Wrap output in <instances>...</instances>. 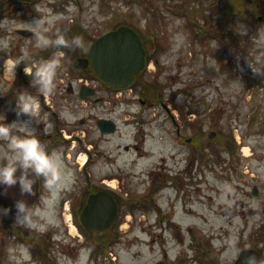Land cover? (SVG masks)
<instances>
[{
    "label": "flooded vegetation",
    "instance_id": "obj_1",
    "mask_svg": "<svg viewBox=\"0 0 264 264\" xmlns=\"http://www.w3.org/2000/svg\"><path fill=\"white\" fill-rule=\"evenodd\" d=\"M143 1L145 2L135 0L140 4ZM187 1H208L210 5L221 8L218 16L225 13L228 21H242L251 31L258 23L264 22V0ZM65 3L66 0H0V113L6 116L8 123L16 120L27 121L49 151L56 150L62 154L66 167L74 176L70 187L60 192L59 198L51 208V216L54 212L53 216L58 219V224H50L43 232L14 224V203L17 199H25L35 208L40 206L41 198L48 195L42 179L35 186L34 196L21 197L18 185L9 189L7 195H0V206L11 208L6 216L0 212V264H12L7 249L18 245L28 248L31 254L29 264H68L72 261L74 264H96L95 251L97 252L98 247L106 261L112 262L105 255L112 248L109 244L118 239L113 236L116 235L115 230L95 231L86 228L82 222L91 197L99 193L114 199L118 209L115 223L120 222V219L124 221L129 218L133 222L152 221L156 228H163L164 223L178 228L176 223L182 220L178 218L180 213L185 219L192 217L206 224L221 220L246 224L250 221L264 223V174L253 173L248 165L250 159H256L259 162L258 169H261L264 166V155L251 151L246 155L245 139L235 141L238 137L235 132L238 131L239 125L237 117L233 114L231 120L226 119L227 111L229 115L232 108L235 110L234 107L230 105L228 108L226 103L223 104L224 107L218 110L216 128L210 132L201 128L194 136L191 126L195 120L188 118V115L193 117L195 114L190 109L186 116L189 123L185 126L181 124L180 118H177L172 104L146 102L139 95V91L143 89L141 79H145V75L150 72L152 63H158L151 55V44L156 45L155 41L148 37L147 30H151L144 28L143 31L138 24L123 20L100 36L88 33L83 38L82 31H87L85 27H81L80 34L70 39V29L64 27ZM240 6L242 9L237 11ZM228 9L233 10L235 14L232 12L229 15ZM187 18L189 19L188 16ZM41 19L45 20L44 28L47 29L42 31L43 37L49 42L46 46L42 43L38 46L36 34L31 29V23ZM48 20L55 22L49 24ZM197 25L202 27L205 34L202 41L207 38V34L218 37L225 32L218 29L214 31L210 25ZM121 28L136 33L146 50V66L136 76V83L134 81L132 86L117 90L99 79L91 78V72L89 75L84 72V77L77 75V78L82 77L77 79V86L73 85L72 80L75 78L66 85L63 66L68 53L65 52V44L75 46L74 38H82L85 47L79 48L77 56L89 58L92 44L104 34ZM61 37L65 43H56ZM87 46L89 52L85 55L83 52L86 53ZM235 49L240 52L246 50L241 40H236ZM8 60L19 62L15 69L14 81L10 79L11 73L6 70ZM49 62H54L56 66L54 75L50 76L51 91L45 93L39 90V85H32L30 81L33 80L36 70ZM26 67L31 69L33 75L27 76L24 73L23 69ZM252 77L257 79L258 76L253 74ZM84 85L94 93L82 99ZM25 92L39 100L40 116L35 120H30L23 114L17 116L15 111L16 97ZM123 96H127L129 101L120 102L119 99ZM84 111L86 117H80ZM153 118L158 122L161 120L160 125L165 134L176 133L175 140L180 139L185 144L186 158L183 161L186 164L183 167H176V157L170 153V148L168 155L159 157L155 164L146 169H139L140 162L145 158L144 143L149 135L146 125ZM121 122L126 126L132 125L135 131L133 143L116 148H123L127 155L132 156L131 161H126L124 168L120 169L125 178L116 184V180L112 178L113 171L104 175V178H98L92 168L102 161L108 166L116 164L112 159L117 160L118 157L113 154L111 148L105 150L102 143L119 131ZM228 123H231L230 127ZM213 134L218 136L217 143L210 142V135ZM5 148V143L0 142V150ZM207 154L212 157L209 163L206 159L201 161ZM192 156L198 157V165H195ZM145 173L149 179L146 188L138 189L137 192L132 190L129 180L136 178L138 182L140 180V185H145V182L141 183ZM178 174L182 178H177ZM224 187L228 188V192H221ZM209 191L212 193L209 194ZM194 196L199 197L195 203ZM222 196L226 197L227 203H221ZM196 205L199 209L194 208ZM179 229L177 234L172 235L174 245L171 247L165 246L166 242L162 244L161 241L165 239L163 232L151 233L152 244H162L159 247L162 258H159L157 264H167L166 261L168 264H211L212 261L204 254V248L200 249L201 244L195 246L193 241V235L201 234L195 233L192 228L188 231H185L184 227ZM257 243L259 245L249 243L244 246L239 250L237 259L244 250H257L261 257L259 264H264V249L261 247L264 243L259 240ZM205 244L208 245V241ZM171 251L175 255L174 259H171ZM191 252L194 254L191 255ZM108 254H111L110 251ZM113 263H117L116 256Z\"/></svg>",
    "mask_w": 264,
    "mask_h": 264
},
{
    "label": "rangeland",
    "instance_id": "obj_2",
    "mask_svg": "<svg viewBox=\"0 0 264 264\" xmlns=\"http://www.w3.org/2000/svg\"><path fill=\"white\" fill-rule=\"evenodd\" d=\"M185 1L187 0H145L140 4L135 0H66L63 15L64 27L70 29L68 32L70 39L80 34L81 27H85L87 31H82L83 38L88 33L100 36L123 20L138 24L143 31L144 28L150 29L151 31L147 30L148 37L156 44H151L153 49L151 55L158 63H152L150 72L145 75V80L152 83L159 93L163 94L166 103L172 104L177 118L182 121L181 124L188 125L186 116L191 111L195 114L193 117L188 115V118L195 120L191 126L192 134L197 135L201 128L210 132L216 128L219 108H223V104L226 103L228 108L231 105L235 109L232 108L229 115L227 111L226 119L231 120L232 115L235 114L239 123L238 131H235L238 136L235 141L245 139L246 155L250 151L264 155V86L261 84L264 78L252 77L254 73L247 64V59L255 62L257 58H260V61L264 62V22L258 23L253 31L247 27V35H239L237 32L242 31V26H246L242 21L234 17L236 21L233 20L234 23H232L228 21L225 13L218 16L221 8L210 5L208 1L200 3L187 1L183 8ZM240 9H242L241 6L237 11ZM228 11L229 15L233 12L229 9ZM191 16H194L196 22L202 26L210 25L214 31L226 33H221L217 38L198 40L195 32L199 31L200 26L197 25L192 29ZM258 28L261 29L260 32H257ZM236 40L242 41L245 51L240 52L235 49ZM66 56L63 66L66 85L75 78L72 81H74L73 85L77 86V79H82L77 78L79 74L75 68L76 59L79 57ZM119 101L128 102L129 98L123 96ZM80 117H86V111L81 112ZM160 124L161 120L158 122L153 118L146 125V132L149 135L146 136L144 143L145 158L140 162L139 169H146L155 164L159 157L168 155L170 148L172 149L170 153L176 157V167L180 168L186 164L183 161L186 158L185 144L180 139L175 140L176 133L165 134ZM228 126L230 127L231 123H228ZM134 131L135 128L132 125L126 126L121 122L119 131L102 143L103 148L105 150L111 148L118 159H112L116 162L114 166H108L103 161L95 164L92 172L98 178H104V175L113 171L112 178L116 180L115 183L122 182L125 176L120 169L124 168L126 161H131L132 156L127 155L123 148L121 150L116 148L119 145L133 143ZM186 135L191 136L190 133ZM206 156L201 158V161L204 162L206 159L208 162L212 159L210 154ZM192 158L196 161L195 165L200 163L197 156ZM248 165L253 173L264 174V166L258 169L259 162L256 159H250ZM177 178L182 176L178 174ZM142 179L141 183L145 182V185H140V180L138 182L136 178L130 179L131 189L137 192L138 189L146 188L149 180L147 173L142 176ZM212 181L216 182V180ZM221 192H228V188L224 187ZM211 193L209 191V194ZM198 199L199 197L194 196V203ZM221 203H227L225 196L221 197ZM194 208L199 209L197 205ZM177 210L179 214L180 208ZM54 214L53 212V223L58 224ZM178 218L182 219L181 222L176 223L178 228L170 226V223L169 225L164 223L163 228H156L152 221L133 222L129 218L124 221L120 219V222L109 228L112 231L115 230L116 235L113 236L118 237L117 241L113 240L109 244L112 247L109 250L110 253L117 257L115 264H157L159 258H162L159 247L165 242V246H173L172 235L177 234V230L183 227L185 231L192 228L195 233L202 235V238L201 235H193V241L196 243L195 246L201 244L200 249L204 248V254L212 261L211 264H234L239 250L244 246L249 243L259 245L257 240L264 243V223L262 222L250 221L246 224L221 220L206 224L192 217L185 219L182 213ZM159 232H163L165 239L157 246L152 244L150 236L151 233ZM207 241L208 245L205 244ZM261 247L264 249V244ZM97 249L96 264H108L107 259L99 252L100 247ZM193 254L191 252V255ZM105 256L111 259L108 252ZM170 256L171 259L175 257L172 251ZM166 263L169 262L166 261ZM68 264H74V261Z\"/></svg>",
    "mask_w": 264,
    "mask_h": 264
},
{
    "label": "clouds",
    "instance_id": "obj_3",
    "mask_svg": "<svg viewBox=\"0 0 264 264\" xmlns=\"http://www.w3.org/2000/svg\"><path fill=\"white\" fill-rule=\"evenodd\" d=\"M47 22L50 24L52 21ZM44 24L43 19L31 23L38 46L40 43L45 46L49 43L42 35V31H47ZM260 31L258 28L257 32ZM237 33L247 35V26H242V31ZM56 43L63 44L65 41L61 37ZM73 43L78 48L85 47L80 37L74 38ZM247 64L255 75L264 78V62H261L260 58L255 62L247 59ZM6 65V70L12 74L10 79L14 81L15 69L19 62L8 60ZM55 66L54 62H49L38 68L30 84L39 85L42 92H50V76L54 75ZM23 71L27 76L33 75L30 68L26 67ZM239 82L243 84L240 80ZM15 111L17 116L23 114L30 120H35L40 116L39 100L26 92L20 93L16 97ZM0 142L6 145L4 150H0V195H7L9 189L18 185L21 197L34 196L35 186L41 179L48 193L41 198L40 206L35 208L32 204L29 205L27 200L17 199L14 203L16 209L14 224L40 232L46 231L54 222L51 208L59 198L60 192L70 187L74 179L73 173L66 167L62 154L56 150L49 151L27 121L16 120L8 123L6 116L0 113ZM10 211L11 208L0 206V212L4 216ZM7 252L12 264H29L31 261V254L23 245L9 247Z\"/></svg>",
    "mask_w": 264,
    "mask_h": 264
},
{
    "label": "water",
    "instance_id": "obj_4",
    "mask_svg": "<svg viewBox=\"0 0 264 264\" xmlns=\"http://www.w3.org/2000/svg\"><path fill=\"white\" fill-rule=\"evenodd\" d=\"M91 60L79 58L75 65L77 69L84 70L91 64L99 79L114 88H123L130 85L135 75L144 68L145 51L139 38L132 31L122 28L108 33L92 45ZM85 88L82 98L94 93ZM117 211L113 198L99 193L91 197L82 222L91 230L108 229L116 220ZM260 258L256 251H244L235 264H259Z\"/></svg>",
    "mask_w": 264,
    "mask_h": 264
},
{
    "label": "trees",
    "instance_id": "obj_5",
    "mask_svg": "<svg viewBox=\"0 0 264 264\" xmlns=\"http://www.w3.org/2000/svg\"><path fill=\"white\" fill-rule=\"evenodd\" d=\"M64 48H65V51L68 53V55H77L78 54L77 52H79V48L73 45L65 44ZM88 52H89V47L87 46L86 53L83 52V54L87 55ZM141 83L143 84V89L140 91V95L143 100L147 102L162 101L163 94H160L159 91L152 84H150L148 81L144 80L143 78L141 79Z\"/></svg>",
    "mask_w": 264,
    "mask_h": 264
},
{
    "label": "bare ground",
    "instance_id": "obj_6",
    "mask_svg": "<svg viewBox=\"0 0 264 264\" xmlns=\"http://www.w3.org/2000/svg\"><path fill=\"white\" fill-rule=\"evenodd\" d=\"M12 75V74H11Z\"/></svg>",
    "mask_w": 264,
    "mask_h": 264
}]
</instances>
